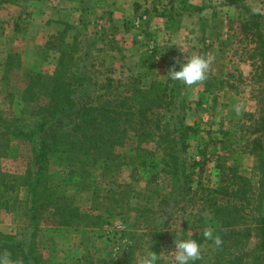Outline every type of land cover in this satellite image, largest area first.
<instances>
[{"label":"rangeland","instance_id":"rangeland-1","mask_svg":"<svg viewBox=\"0 0 264 264\" xmlns=\"http://www.w3.org/2000/svg\"><path fill=\"white\" fill-rule=\"evenodd\" d=\"M159 1L163 2L156 12L160 19H152L146 8L131 22L128 40L132 54L125 74L110 71V56L94 53L86 57L82 40L77 42L76 38L79 52L66 46L64 60L74 85L79 79L72 73L85 61L88 82H116L109 89L112 94L122 95L128 86L139 82L146 89L167 85V92L173 91L174 108L184 100L185 109L176 107L165 114L169 118L178 113L185 124L195 128L187 137L188 146L179 163L187 178L182 174L177 182L161 178L156 193L154 185L147 184V177L133 173L130 166L109 172L107 166L95 172V184L87 189L78 185L75 175L66 174L77 167L75 163L58 154L51 155L42 190L73 198L81 210L91 215L92 222L88 226H57L48 208L35 213L31 210L27 187H16L7 194L8 203L0 208V238L11 237L23 243L33 264H119L132 248L135 264H140L149 252L148 245L152 247L155 234L161 239L157 254H151L158 256L162 264H175L174 236L190 214L199 211L203 204L207 207L209 189H216L223 170L227 171L222 166L237 164L242 174L257 178L253 170L256 157L250 148L254 144L252 138L264 136V82L250 78L259 62V49L256 37L243 29V23L252 10L264 16V0H194L200 6L190 5L188 0ZM23 19L17 24L9 20L0 26V173L8 174H22L31 158L29 141L15 135L18 130H35L38 119L35 105L22 101L27 76L31 72L52 74L60 66L61 49L57 46L63 41L68 44L74 32L68 25L52 26L53 37L38 45L31 37L36 36L34 31L39 25L43 31L45 26L29 15ZM193 53L212 57L206 78L191 86L170 79V67H179L176 59ZM97 92L104 93L99 86ZM75 98L86 102L90 95L79 93ZM224 129L228 135L222 148L213 140L221 138L220 131ZM132 143L129 139L128 144ZM69 178L71 181H67ZM139 192L145 197L137 195ZM147 206L150 212L145 211L144 215L142 209ZM32 214L37 218H31ZM157 225L159 233L154 230ZM188 227L186 236L191 237L194 229L191 223ZM200 246L201 258L193 264H209L214 249L204 243ZM5 254L7 251L0 250V256Z\"/></svg>","mask_w":264,"mask_h":264},{"label":"trees","instance_id":"trees-1","mask_svg":"<svg viewBox=\"0 0 264 264\" xmlns=\"http://www.w3.org/2000/svg\"><path fill=\"white\" fill-rule=\"evenodd\" d=\"M243 29L247 32L250 30L251 35L256 37V49H259V62L250 78L264 82V16L252 10L249 19L243 23ZM63 42L57 46L61 49L58 57L60 66L52 74L31 72L27 76L22 101L35 105L38 119L35 130L29 133L18 130L15 135L29 141L31 158L22 174L0 173V208L2 204L8 203L10 196L7 194L16 187L25 186L34 213L38 209L48 208L57 226H88L92 222L91 215L87 210H81L73 198L54 190H42L47 180V162L51 155L58 154L61 159L77 165L66 174L75 175L80 187L89 189L95 184V172L107 166L108 172L113 168L130 166L133 173L146 176L147 184L154 185L157 193L161 178L173 182H177L181 174L187 178L179 163L181 154L188 146L187 137L195 128L185 124L178 113L167 118L166 112L176 107L186 108L184 100H180L175 108L172 106L173 91L169 94L167 85L161 89H146L136 82L128 86L124 94H112L109 89L116 82H88L89 69L85 61L72 73L73 77L78 75L79 79L74 85L69 80L71 77H68L71 74L69 67L65 65V47H75L73 52H79V49L74 41L68 44ZM84 53L87 57L88 54ZM98 86L104 93L97 92ZM79 93L89 94L90 98L86 102L77 101L75 96ZM254 130L261 131L258 128ZM227 133L225 129L220 131L221 138L213 140V143L225 147L224 137ZM129 139H132V144H128ZM252 142L254 144H251L250 152L256 157L253 170L257 178L242 174L237 164L222 166L227 174L223 170L220 185L214 190L209 189L211 196L205 200L207 207L203 204L199 211L189 215L192 220L201 222L197 224L188 220V217L182 224L180 233L186 236L188 224L191 223L194 229L191 238L199 244L213 247L209 264H263L264 136L257 135L252 138ZM2 155L0 149V157ZM151 189L147 192H151ZM137 195L141 196V193ZM148 207L142 209L144 215L150 212ZM31 218L37 216L32 214ZM205 227H211L214 235L220 237V245L203 236ZM154 230L159 233L161 229L157 225ZM155 236L150 247L153 254H157L161 239L157 234ZM0 250L7 251L5 255L14 264H33L28 259L23 243L11 237L0 238ZM152 256L154 264H162L158 256ZM135 262L132 248L119 264Z\"/></svg>","mask_w":264,"mask_h":264},{"label":"crops","instance_id":"crops-1","mask_svg":"<svg viewBox=\"0 0 264 264\" xmlns=\"http://www.w3.org/2000/svg\"><path fill=\"white\" fill-rule=\"evenodd\" d=\"M162 3L159 0H0V26L9 20L17 24L29 15L47 29L43 31V26L39 25L34 31L36 36L31 38L39 45L44 43V39L53 37L52 26L66 24L74 31L68 37L70 42L75 38L77 42L82 40L83 50L87 54L110 56V71L123 75L128 71L126 66L132 54L131 42L128 40L132 20L140 10L146 8L152 19H160L156 17L160 16L156 12L162 8ZM188 3L201 5L194 0H188ZM108 40H111V45H108Z\"/></svg>","mask_w":264,"mask_h":264},{"label":"clouds","instance_id":"clouds-1","mask_svg":"<svg viewBox=\"0 0 264 264\" xmlns=\"http://www.w3.org/2000/svg\"><path fill=\"white\" fill-rule=\"evenodd\" d=\"M211 60V56L205 57L197 53L186 54L183 59H176L175 63L179 67H170L168 76L170 79L181 81L185 85H194L206 78ZM203 236L213 241L216 245L221 244L220 237L214 235V230L211 227H205ZM173 243L174 248L172 250L174 251L175 264H193L194 261L201 258V246L196 239L185 236L181 232L174 236ZM148 247L149 252L141 258L140 264H154L150 244ZM0 264H14V262L7 256H0Z\"/></svg>","mask_w":264,"mask_h":264},{"label":"built area","instance_id":"built-area-1","mask_svg":"<svg viewBox=\"0 0 264 264\" xmlns=\"http://www.w3.org/2000/svg\"><path fill=\"white\" fill-rule=\"evenodd\" d=\"M141 17L145 18V16H143V15Z\"/></svg>","mask_w":264,"mask_h":264}]
</instances>
